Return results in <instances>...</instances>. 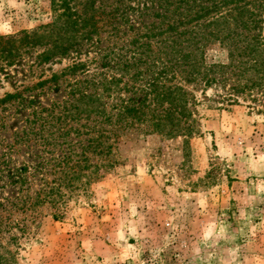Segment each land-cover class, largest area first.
I'll return each instance as SVG.
<instances>
[{"label":"rangeland","instance_id":"374dc122","mask_svg":"<svg viewBox=\"0 0 264 264\" xmlns=\"http://www.w3.org/2000/svg\"><path fill=\"white\" fill-rule=\"evenodd\" d=\"M84 1L69 3L81 10ZM143 1L95 0L90 38L40 62L53 36L29 45L23 33H42L54 20L51 0H0V98L23 92V100L0 104V138L13 143L31 109L66 97L76 80L115 78L108 106L147 85L151 60L132 55L129 43L136 36L147 42L160 18L143 10ZM204 52L208 64L228 62L219 42ZM74 62L84 63L76 74L33 88ZM213 76L216 83L204 90L189 85L191 135L126 129L113 149L117 163L61 205L0 211L11 225L0 233L4 264H264V103L233 94L220 72ZM25 158L23 146L15 165ZM22 218L23 231L13 224Z\"/></svg>","mask_w":264,"mask_h":264},{"label":"trees","instance_id":"16d2710c","mask_svg":"<svg viewBox=\"0 0 264 264\" xmlns=\"http://www.w3.org/2000/svg\"><path fill=\"white\" fill-rule=\"evenodd\" d=\"M51 2L54 20L42 27V33H23L29 45L53 36L52 45L38 55L40 62L77 48L80 36L88 40L92 34L87 26L97 22L88 12L90 7L94 10L95 0H85L81 10L69 0ZM142 9L153 11L160 22L152 23L150 33L144 35L147 42L136 36L129 44L135 45L132 55L145 54L151 60L147 67L151 80L137 87L133 97L121 98L113 106L105 100L108 84L115 78L76 80L66 97L48 107L31 109L27 125L14 133L13 143L0 138V211L7 205L21 214L45 203L61 205L117 163L113 149L126 129L164 136L191 135L195 119L189 110L193 98L189 85L201 83L204 90L216 83L213 75L218 72L223 80L231 81L233 94L264 103V0H144ZM150 39L160 50L152 49ZM213 42L226 47L227 63H206L204 48ZM83 67L84 63L74 62L33 88L74 75ZM22 95V91L6 93L0 104L23 100ZM23 146L28 158L15 165L14 154ZM7 188L16 191H4ZM22 220L13 223L21 231ZM10 227L0 215V233ZM5 262L0 254V264Z\"/></svg>","mask_w":264,"mask_h":264}]
</instances>
